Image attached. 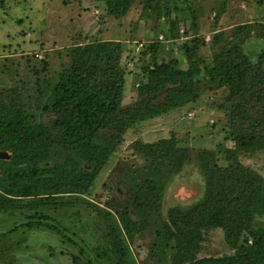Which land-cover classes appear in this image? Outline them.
I'll list each match as a JSON object with an SVG mask.
<instances>
[{"label": "rangeland", "instance_id": "obj_1", "mask_svg": "<svg viewBox=\"0 0 264 264\" xmlns=\"http://www.w3.org/2000/svg\"><path fill=\"white\" fill-rule=\"evenodd\" d=\"M143 2L133 0L127 14L115 19L105 14L101 0H0V103L21 108L32 124L52 130L57 114L51 85L76 46L119 44L118 64L124 72L121 112L135 109L145 99L139 91L146 82L141 68L151 57L186 68L184 48L194 47L200 71L194 102L124 133L116 128L101 133L104 138H119L120 145L85 194L55 197L56 211L40 207L34 197L16 198L12 212L0 213V264H73L72 257L76 264H170L174 250L159 233L170 209H186L203 197L201 155L219 168L239 163L264 178V143L257 140L236 150L231 141L234 133L264 135L256 125L264 124V85L253 77L242 95L231 97L226 86L209 76L215 58L234 46L241 47L252 63L259 61L264 49L260 37L264 0H171L166 8L156 3L143 8ZM261 70L264 79V62ZM158 93L153 103L165 96V90ZM171 131L187 153L176 174L157 164L153 169L151 160L134 146L136 140L151 142L159 134L169 137ZM65 155L54 147L46 168L61 163ZM17 170L31 171L32 166L0 161V185L12 184L10 176ZM149 180L157 188L163 185L159 211L148 213L147 229L127 236L120 216L131 214L139 224L134 203L149 190ZM253 226L264 229V219ZM116 242L109 248L108 243ZM232 254L221 230L204 232L197 258Z\"/></svg>", "mask_w": 264, "mask_h": 264}, {"label": "trees", "instance_id": "obj_2", "mask_svg": "<svg viewBox=\"0 0 264 264\" xmlns=\"http://www.w3.org/2000/svg\"><path fill=\"white\" fill-rule=\"evenodd\" d=\"M170 1L144 0L143 8H150L154 3L166 8ZM101 3L107 16L119 19L127 14L133 0H101ZM260 37L264 40V26ZM184 53L186 68L179 67L176 61L159 63L154 57L144 64L141 71L146 82L139 91L145 99L126 112L119 110L124 87V72L118 64L120 46L112 42L87 43L69 51V64L63 66L51 85L52 106L57 114L52 130L29 122L21 108L0 103V151H6L17 165L32 166L31 171L14 172L10 176L12 184L0 185V213L12 212L16 198L24 197H34L40 207L56 211L55 197L85 194L120 145L119 138L102 137L103 131L116 128L124 133L137 123L194 102L199 96L195 79L200 75L196 51L194 47H185ZM258 59L256 64L252 63L241 47L234 46L225 55L215 58L217 64L209 72L210 79L226 86L231 97L242 95L253 77L264 85L261 70L264 49ZM168 85L171 87L167 88ZM162 90L165 96L153 103ZM256 125L264 129L263 123ZM168 135L159 134L151 142L139 139L134 146L138 153L151 160L153 169L157 164L169 174H176L187 160V153L178 147L174 132ZM257 140L264 143V135L234 133L231 137L236 150L247 149ZM54 147L62 149L66 155L61 163L46 168ZM200 161L205 177L203 197L186 209H170L159 233L174 250L170 264H264V229L253 226L257 219H264V178L239 163L222 169L211 164L204 155ZM149 185L141 200L134 203L141 217L139 224L132 220L131 214L120 216L127 236L147 229L148 213L159 211L163 185L157 188L150 180ZM216 229L221 230L233 254L197 258L204 232ZM117 243H108L109 248ZM105 254L109 255L107 251ZM72 263L76 264L75 257Z\"/></svg>", "mask_w": 264, "mask_h": 264}, {"label": "water", "instance_id": "obj_3", "mask_svg": "<svg viewBox=\"0 0 264 264\" xmlns=\"http://www.w3.org/2000/svg\"><path fill=\"white\" fill-rule=\"evenodd\" d=\"M10 155L6 151H0V160H9Z\"/></svg>", "mask_w": 264, "mask_h": 264}, {"label": "crops", "instance_id": "obj_4", "mask_svg": "<svg viewBox=\"0 0 264 264\" xmlns=\"http://www.w3.org/2000/svg\"><path fill=\"white\" fill-rule=\"evenodd\" d=\"M90 6H91V7L94 6L93 2L90 3Z\"/></svg>", "mask_w": 264, "mask_h": 264}, {"label": "flooded vegetation", "instance_id": "obj_5", "mask_svg": "<svg viewBox=\"0 0 264 264\" xmlns=\"http://www.w3.org/2000/svg\"><path fill=\"white\" fill-rule=\"evenodd\" d=\"M10 160V159H9ZM9 160H0V161H9Z\"/></svg>", "mask_w": 264, "mask_h": 264}]
</instances>
